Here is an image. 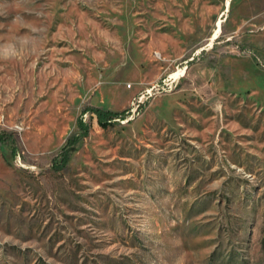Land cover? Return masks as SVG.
<instances>
[{
    "label": "rangeland",
    "instance_id": "1",
    "mask_svg": "<svg viewBox=\"0 0 264 264\" xmlns=\"http://www.w3.org/2000/svg\"><path fill=\"white\" fill-rule=\"evenodd\" d=\"M0 134V264H264V0H0Z\"/></svg>",
    "mask_w": 264,
    "mask_h": 264
},
{
    "label": "trees",
    "instance_id": "2",
    "mask_svg": "<svg viewBox=\"0 0 264 264\" xmlns=\"http://www.w3.org/2000/svg\"><path fill=\"white\" fill-rule=\"evenodd\" d=\"M89 113L93 114L96 117L97 123L101 128L107 129L110 126H113L115 123H117L121 120H124L126 118V115L130 114V111L126 110V111H122V112H115V111H111V110H105V109L100 108V107H92V106L86 107L82 111V114H81L80 118L78 119V127L81 130V133L72 136L68 140V144L63 149L62 163L58 167V169H62L65 167V165L67 164V162L69 160V155L71 152L74 151L76 144L82 138H84L88 135L90 126H89V124L86 123L84 116H85V114H89ZM6 136H7L6 134H0V143L8 140V137H6Z\"/></svg>",
    "mask_w": 264,
    "mask_h": 264
}]
</instances>
